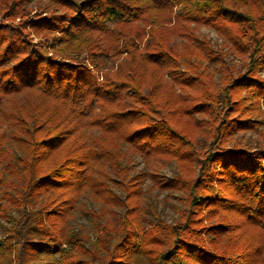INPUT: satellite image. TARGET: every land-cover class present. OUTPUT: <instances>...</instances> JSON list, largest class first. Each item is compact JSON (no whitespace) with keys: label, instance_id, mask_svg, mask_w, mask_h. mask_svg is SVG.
<instances>
[{"label":"trees","instance_id":"1","mask_svg":"<svg viewBox=\"0 0 264 264\" xmlns=\"http://www.w3.org/2000/svg\"><path fill=\"white\" fill-rule=\"evenodd\" d=\"M263 70L264 0H0V264H264V143L236 139ZM146 176L181 194L172 222L142 224Z\"/></svg>","mask_w":264,"mask_h":264},{"label":"rangeland","instance_id":"2","mask_svg":"<svg viewBox=\"0 0 264 264\" xmlns=\"http://www.w3.org/2000/svg\"><path fill=\"white\" fill-rule=\"evenodd\" d=\"M30 7L36 6V2H32L29 5ZM196 33L200 37L206 38L212 45V47L216 50H220L225 53L224 60L232 65H236L237 68H240L241 58L238 57L235 53L229 50L228 46L225 45V42L217 35V33L209 28L204 26H198ZM175 42H178V39H175ZM111 61L106 59L104 64L108 65ZM210 72L214 78L215 83L219 82L220 78V66L218 64L209 65ZM260 76L264 78V70L260 72ZM260 113L258 115L253 116V119L260 121L259 128L256 132L248 131L244 133H239L236 135V139L245 143L250 147H258L264 143V103L260 104L259 108ZM199 133V145H202L206 140L205 133ZM132 164L134 165L133 173L138 171L143 172L145 174H149L151 172H156L162 174L166 177H170L175 172L174 162H164L161 160H146L139 155L130 154ZM151 180L148 176L145 177V180L142 184L143 188V198H142V224L144 226H148L151 223L156 221V217L158 216L161 220L166 222H172L177 215L178 208L182 207V203L180 200L181 194L176 191H160L158 189L151 188ZM116 189V188H115ZM81 204L77 206V208L72 213V216L68 219L67 225L70 228H78L79 226H83L85 231L92 236V225L90 223L89 216L84 212L83 209H98L99 204L94 203L93 201L81 198L79 201ZM118 210V209H116ZM6 224V220L4 218H0V238L3 237V227Z\"/></svg>","mask_w":264,"mask_h":264}]
</instances>
